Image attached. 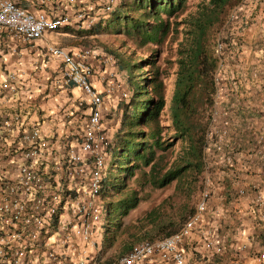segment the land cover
<instances>
[{
  "label": "built area",
  "instance_id": "obj_1",
  "mask_svg": "<svg viewBox=\"0 0 264 264\" xmlns=\"http://www.w3.org/2000/svg\"><path fill=\"white\" fill-rule=\"evenodd\" d=\"M79 1L0 0V39L13 44L8 47L10 53L18 55V44L29 47L36 58H31L35 71L57 62L51 85L57 89L75 87L81 92L75 105L84 112V121L76 118V123H69L68 120L75 121L74 117L61 112L60 132L44 138L34 107L18 104V98H14L22 74L0 75V264H188L183 245L196 230L204 249L220 255L221 247L212 241L213 232L199 228L211 187L206 171L193 212L177 231L137 243L112 261H105L100 255L103 219L100 194L108 163L109 137L102 122L103 100L89 81L93 74L89 59L98 55L91 48L70 51L49 44L35 45L45 31L79 29L81 25L89 28L100 17L113 12L121 0H91L84 9L78 8ZM248 1L240 0L231 9L215 39L218 65L213 76L215 90L209 124L211 146L216 149L222 146L228 128L227 118L217 114L224 32L229 24H233V29L236 23L241 24V30L247 27L246 20L252 12L242 8ZM259 50L258 65L264 71V46ZM100 58L103 63H113L106 56ZM113 76L109 73L103 79L106 96L117 88ZM126 97V93H119V98ZM65 130L69 135L64 136ZM255 147L253 156L264 164V130ZM232 161L226 159L228 165ZM235 194L249 196V206L257 211L264 228V192L257 185H250ZM246 241L238 246L236 254L246 250ZM254 249L252 258L264 264V243Z\"/></svg>",
  "mask_w": 264,
  "mask_h": 264
},
{
  "label": "trees",
  "instance_id": "obj_2",
  "mask_svg": "<svg viewBox=\"0 0 264 264\" xmlns=\"http://www.w3.org/2000/svg\"><path fill=\"white\" fill-rule=\"evenodd\" d=\"M239 1L207 0L197 15L186 21L185 36L177 43L176 69L168 105V126L160 123L165 103L164 86L159 78L158 67L153 66L151 59L132 63L130 59L115 57L116 69L125 73L126 86H120V89L127 92V97L116 100L119 118L114 133L110 132L107 122L109 147L105 191L101 193L103 230L100 255L121 235H125L129 241L112 258L121 256L133 245L152 238V235L168 236L192 213L193 207L183 206L174 214L175 219L154 210L148 212L145 219L151 234L149 230L142 229L141 234L133 237L130 226L121 228L123 217L133 211L141 200L138 191L145 188L162 189L184 175L186 182L183 190L187 199L194 196L197 186L200 189L197 178L203 174L202 151L215 90L213 75L218 65L214 52L215 36L226 24L228 13ZM184 3L185 0H121L113 12L101 19L104 26L97 24V29L122 30L137 45L160 46L170 33L167 20L180 12ZM242 10L251 11L252 15L259 11L264 14V0H250ZM252 15L246 20L248 25L251 24ZM240 26L236 23L233 29V24L227 25L224 32L226 40H223L224 47L220 54L222 60L233 52L230 46L241 37L240 31L244 32ZM213 27L216 30L214 37H211L210 30ZM91 32L95 31L90 30L88 34ZM143 63L152 66L148 78L140 77V65ZM166 132H171V136L164 138ZM169 139L185 144V148L170 164L165 155L171 146L167 142ZM112 171L119 175L113 185L109 184L108 177ZM128 181L133 184V189H125Z\"/></svg>",
  "mask_w": 264,
  "mask_h": 264
},
{
  "label": "crops",
  "instance_id": "obj_3",
  "mask_svg": "<svg viewBox=\"0 0 264 264\" xmlns=\"http://www.w3.org/2000/svg\"><path fill=\"white\" fill-rule=\"evenodd\" d=\"M90 3L91 0H81L78 8H88ZM253 15L254 23L244 32L240 31L241 37L231 44L233 52L225 57L219 72L221 86L217 114L227 118L228 134L222 146L209 149L208 154L211 194L199 228L213 231L212 241L219 244L222 252L216 256L205 250L196 230L186 239V246L194 251L192 257L188 256L191 264H258L252 258V253L254 246L260 248L264 243L263 224L257 218V211L249 206V196L235 194L236 190H246L250 185H257L264 192V164L252 154L259 134L264 130V71L258 66L259 49L264 46V14L259 11ZM96 28L97 25H94L93 29ZM63 30L69 38L79 32L73 28ZM35 45L42 47L45 42L39 40ZM12 46L0 39V75L9 72L22 74L18 77V90L14 98H18V104L34 107L41 136L49 138L60 132L63 125L60 113L63 111L74 117L75 121L68 120L69 123H76V118H82L83 122L84 112L75 105L80 92L73 87L57 89L51 85L50 79L55 75L57 62L48 63L44 69L35 71L32 60L36 58L30 48L18 44V55H12L8 48ZM61 47L70 51L76 49L68 45ZM91 64L95 75L90 83L100 91L105 68L97 61H91ZM67 135L69 133L65 130L64 136ZM227 158L233 161L226 171ZM222 168L223 171L219 170ZM241 233L243 236H240ZM245 241L246 250L236 254L237 246Z\"/></svg>",
  "mask_w": 264,
  "mask_h": 264
},
{
  "label": "rangeland",
  "instance_id": "obj_4",
  "mask_svg": "<svg viewBox=\"0 0 264 264\" xmlns=\"http://www.w3.org/2000/svg\"><path fill=\"white\" fill-rule=\"evenodd\" d=\"M125 2H128V0H125ZM206 3L207 0H185L184 6L182 7L181 11L177 14H174L167 20L170 25V33L166 37L164 43L160 46H140L137 45L129 36L124 34L122 30L110 31L108 29H105L104 31L96 29L95 32L89 33L90 35L74 34L72 35L74 36L73 38H69L68 35L64 34L63 29L58 32L45 31L42 40L45 42V44H49L55 47H58L60 44L61 46L68 45L73 46L74 48L82 46H93L101 49V51L106 53L107 55L130 59L132 63L140 60L151 59V61L154 63L153 66L158 67L160 75L159 78L161 79L164 86L163 96L165 106L160 114V123L164 126H168L170 124V119L168 116V105L173 88L174 72L176 69L175 59L177 43L182 41L185 36L184 31L187 28L186 21L196 16ZM215 30V27L210 30L211 37H214ZM42 47H44V45ZM140 67V73L142 74L140 77L148 78L152 66L147 63H143L140 65ZM116 74L123 75V77L125 75L124 71H118L117 69ZM119 79L126 86L125 78ZM73 92L75 93V90ZM115 103L116 100H114V95L106 103L107 112L105 119L109 123L108 128L110 129L111 133L115 132L119 118ZM210 133L211 128L210 126H208L204 138L205 147L207 146V143L210 139ZM170 136L171 132H166L164 134V138H168ZM167 142L171 146L167 149L165 155L167 156L168 164H170L185 148V144L181 143V141L179 140L176 141L172 139H169ZM208 154L209 151L204 148V150L202 151L204 163L203 171L206 170L207 172L210 171V168L208 166ZM118 176V172L112 171L108 173V177L110 178L109 184L113 185L115 182H117ZM185 176L186 175L181 176L177 180H173L168 186L159 190H151L149 188H145L142 191H138L137 194L138 197L141 198V200L133 211L129 212L126 217H123L121 221V228L127 225L130 226L132 232L131 236L136 237L137 235L141 234L140 230L143 229L145 231H148L150 229V226L148 223H146L145 219V215L148 212L154 210L161 215H170L173 219H175L176 217L174 216V214L178 213L179 209L182 206L184 208L194 207V204L198 198V194L201 190V187L199 189L197 185H201L202 175L201 177L197 178V188L196 191H194V196L191 197V199H187L186 195L184 194L183 187L186 182ZM133 188L134 186L131 181H128L126 183L125 189ZM149 233L151 234L152 231L149 230ZM161 236L162 234H160L159 236L152 235V238ZM128 241L129 239L126 238L125 235H121L115 238L114 243L105 252V257L112 258V256L116 255L119 250H121L122 246Z\"/></svg>",
  "mask_w": 264,
  "mask_h": 264
},
{
  "label": "clouds",
  "instance_id": "obj_5",
  "mask_svg": "<svg viewBox=\"0 0 264 264\" xmlns=\"http://www.w3.org/2000/svg\"><path fill=\"white\" fill-rule=\"evenodd\" d=\"M109 15V14H108ZM108 15H106V16H108ZM104 17V16H103ZM103 17H100V20L99 21H97V22H95V23H93V25L92 26H90L89 28H87V27H85L84 25H81V27L79 28V29H74V31H78L79 30V32L78 33H75V34H82V35H90V34H84V32H88V31H90V30H92V31H95L96 29H93V27H94V25H97V24H99L101 27H103L104 26V23H103V21L101 20ZM254 23V21L252 20L251 21V24L250 25H247V27L244 29V30H247L252 24ZM70 28V27H69ZM84 29V30H83ZM83 30V31H82ZM98 30V29H97ZM221 30V29H220ZM217 35V34H216ZM215 38H216V36H215ZM81 39V38H80ZM58 47H60V48H62L61 46H58ZM81 48H91V49H93L94 51H96L97 52V55L98 56H96L94 59H89V62H90V64H91V61H97V63L100 65V66H102L103 68H105V70H104V75H103V77H102V83H101V88H102V90H100V91H97L92 85V87L94 88V90L95 91H97L99 94H100V96H101V98H102V100H103V104H104V108H105V110H104V114H103V119H102V122H103V124L105 125V130H106V133H107V135H108V137H109V130L107 129V121L106 120H104V116L106 115V112H107V107H106V103L109 101V99H111V97L114 95V100H117V99H119V93L120 92H123V93H126L127 94V92H125L124 90H122V89H120V86L123 88V87H125V85L121 82V80L119 79V78H122L120 75H117L116 74V69H115V67H116V59H115V57L114 56H110V55H107L106 53H104V52H102L101 51V49H99V48H96V47H93V46H85V47H78V48H76L75 50H71V51H77V50H79V49H81ZM64 49V48H63ZM65 50H67V49H65ZM100 56H106L107 58H111L112 59V61H113V63H110V62H108V63H103L102 62V59L100 58ZM223 64V63H222ZM91 66H92V64H91ZM259 66V65H258ZM93 67V66H92ZM216 72V71H215ZM219 72H220V69H219ZM109 73H113V80H114V82H115V84H116V86H117V88L115 89V91L111 94V95H109V96H106L105 94H104V81H103V79L104 78H106L108 75H109ZM95 75V71H94V67H93V74H92V77ZM215 75V74H214ZM213 75V76H214ZM218 75H219V73H218ZM91 77V78H92ZM90 78V79H91ZM122 79H124V78H122ZM90 81V80H89ZM91 84V83H90ZM72 88V87H71ZM73 88H75V87H73ZM77 90V89H76ZM78 91V90H77ZM80 94H81V92H80ZM213 96H214V94H213ZM124 99V98H123ZM213 99V98H212ZM212 103H213V100H212ZM116 104V103H115ZM212 107V106H211ZM211 113V112H210ZM221 117V116H220ZM209 123H210V119H209ZM208 126H210V124H208ZM211 128V127H210ZM227 134H228V128H227ZM204 148H206V150L207 151H209V149H214L212 146H211V138L209 139V141H208V143H207V146L205 147H203V150H204ZM108 164V163H107ZM231 164V163H230ZM230 164L228 165L227 164V162H226V168H224L226 171L231 167L230 166ZM210 168V167H209ZM204 171H206V170H204ZM204 171H203V174H204ZM221 171H223V168H222V170ZM207 172V171H206ZM203 174H202V177H203ZM207 174L209 175V177H210V179H211V175H210V171L209 172H207ZM107 176V172H106V170H105V174H104V177H103V191H105V181H104V179H105V177ZM210 189H211V187H210ZM102 191V192H103ZM101 192V193H102ZM210 194H211V192H210ZM199 195V194H198ZM100 196H101V194H100ZM210 196V195H209ZM102 198V197H101ZM198 199V198H197ZM209 199V198H208ZM103 200V199H102ZM197 202V201H196ZM196 204V203H195ZM195 206V205H194ZM207 206H208V201H207ZM194 208V207H193ZM206 211H207V208H206ZM193 212V211H192ZM206 213V212H205ZM187 219V218H186ZM182 225V224H181ZM101 229H102V227H101ZM103 230V229H102ZM177 231V230H176ZM213 232V231H212ZM174 233V232H173ZM102 234V233H101ZM171 235V234H170ZM169 236V235H168ZM163 237H167V236H163ZM163 237H157V238H150V239H145V240H153V239H158V238H163ZM145 240H143V241H145ZM142 242V241H141ZM140 243V242H139ZM185 244L183 245V247H184V249H185V253H186V259H187V261H188V264H191L190 262V258L188 257V256H193L194 255V251H191V249H189V246H186V240H185V242H184ZM241 243H245V242H241ZM240 243V244H241ZM239 244V245H240ZM238 245V246H239ZM134 246V245H133ZM238 246H237V248H238ZM236 248V249H237ZM236 249H235V251H236ZM222 252V251H221ZM244 252V251H243ZM236 253V252H235ZM240 254V253H239ZM123 255V254H122ZM121 255V256H122ZM104 259H105V261H112V260H115V259H117L118 257H120V256H118L117 258H106L105 257V253L103 254V255H101ZM217 256V255H216Z\"/></svg>",
  "mask_w": 264,
  "mask_h": 264
}]
</instances>
